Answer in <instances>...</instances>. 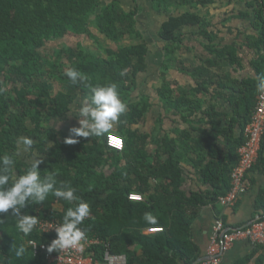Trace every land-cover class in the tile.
Segmentation results:
<instances>
[{"label":"trees","instance_id":"trees-1","mask_svg":"<svg viewBox=\"0 0 264 264\" xmlns=\"http://www.w3.org/2000/svg\"><path fill=\"white\" fill-rule=\"evenodd\" d=\"M120 1L0 0V156H13L17 175L26 172L33 157L43 158L39 165L41 176L54 173L57 185L69 183L76 195L90 205V215L81 225L87 237L107 242L112 254L126 257V264H194L199 255L187 237L190 227L201 208L215 206L218 198L229 190L230 174L238 161L237 149L244 142V129L259 95L257 77L264 75V0H255L253 27L257 36L248 43L249 48L262 54L252 63L255 77L238 82L232 89L229 106L233 117L224 129L214 121L220 115L213 105L209 106L205 116L210 120V131L203 132L202 139L184 135L182 154L177 153L173 139L159 136L161 130L156 135H140L133 129L143 120L149 104L144 99L129 103L126 94L136 86L148 48L138 40L136 25L140 10L126 12ZM152 2L159 4L166 0ZM184 27H197L199 35L207 41L206 52L214 57V61H207L209 67L223 59L238 65L235 49L214 45L213 35L208 32L209 24L195 13L170 17L162 24L159 37L167 45L166 62L174 53V46L181 42L176 33ZM91 29L111 42L128 39L134 44L115 50L103 47L104 56H95L78 45L73 55L65 45L66 39L86 36L97 43L99 39ZM47 42H54L67 53L70 68L83 73L87 84L117 85L120 98L127 105L126 112L116 122L124 143L122 151H109L106 136L79 138V142L72 145L64 143L69 132L54 127L53 123L64 120L76 98L86 95L88 88L83 83L71 84L62 69L60 52L54 56L45 52ZM5 70L13 72L12 80L1 79ZM207 75L208 82L198 83L193 89L194 95L205 93L207 87L213 85L224 90L206 68L200 67L191 74L201 79ZM50 79L60 83L64 92L52 96ZM158 94L165 111L169 112L172 108L170 83L164 82ZM216 98L224 99V96L217 93ZM20 137L33 140L29 151H23L17 144ZM219 143L225 149H220ZM185 159L209 190L199 193L183 190L184 174L180 164ZM263 159L264 136L255 167ZM132 194L141 196L142 200H129ZM70 206L73 205L49 194L44 202L27 205L23 211L37 216L38 220L60 224ZM257 208L264 212V194L258 198ZM146 213L155 216L157 223H147ZM258 220L264 221V217ZM150 229L161 231L148 233ZM29 242L39 247L45 245L46 250L34 253ZM48 245L49 236L35 228L24 235L16 227L14 217L0 214V264H48ZM20 247L25 251L18 257L15 253ZM260 249L264 247L254 246L244 262L250 261ZM102 250L101 246L93 247L86 254L101 260ZM256 264H264V255L257 258Z\"/></svg>","mask_w":264,"mask_h":264},{"label":"crops","instance_id":"crops-1","mask_svg":"<svg viewBox=\"0 0 264 264\" xmlns=\"http://www.w3.org/2000/svg\"><path fill=\"white\" fill-rule=\"evenodd\" d=\"M120 6L126 12L134 11L136 8L140 10L136 25L138 40L143 41L148 48L145 66L137 77L136 86L134 89H129L126 94L129 103L144 99L149 104L143 120L133 129H137L140 135L152 133L156 135L161 130L159 136L167 135L173 139L178 154H182L183 151L184 135L192 139H202L204 133L210 131V120L205 116L210 105H213L214 111L220 115L214 121L219 122V127L224 129L233 117L229 106V100L233 95L232 89L236 88L238 82L255 77L252 63L262 55L259 51L248 47L249 41L257 36V31L253 27L256 1L166 0L164 3L153 4L152 0H121ZM186 13H195L209 24L208 32L213 35V44L218 48L233 47L238 65H231L227 59H223L216 66L209 67L207 61H214V57L206 52L205 47L208 43L199 35L197 27H184L176 33L181 37V42L174 46V53L171 54L169 62H166L167 45L159 37L160 28L168 18ZM123 42L125 46L134 44L128 39H124ZM200 67L206 68L216 82L224 86V90L213 85L211 88L208 86V91L205 93L194 95L193 89L198 83L208 82L206 81L208 75L202 79L191 76L193 71ZM164 82L170 83L172 92V108L169 112L165 111L164 102L158 94ZM217 93L224 96V99L216 98ZM82 97L78 96L73 105L78 104ZM180 101H184V104L180 105ZM73 105L70 110L73 116L68 114L62 120L64 123L62 131L69 132L71 127L79 126L74 117L76 113ZM176 105L179 108H176ZM109 133L119 135L117 123ZM119 136L122 138L121 135ZM218 147L225 149L222 143H219ZM180 166L184 174L183 190L186 193H199L210 189L200 182L197 170L187 159ZM248 179L249 188L239 197L236 208L230 209L217 203L215 206L207 205L199 211L187 235L190 243L198 249L199 258L196 263L206 255L212 227L217 218L230 228H240L264 217V212L257 208V200L264 194V159L251 170ZM253 249L254 246L246 241L236 242L224 255L221 264H256L257 258L264 255L263 249H260L250 261L244 262Z\"/></svg>","mask_w":264,"mask_h":264},{"label":"clouds","instance_id":"clouds-1","mask_svg":"<svg viewBox=\"0 0 264 264\" xmlns=\"http://www.w3.org/2000/svg\"><path fill=\"white\" fill-rule=\"evenodd\" d=\"M65 75L72 85L83 83L88 88V93L78 101V104L73 105L76 113L74 117L79 126L69 129V135L64 143L72 145L78 143L79 138L105 137L127 110V105L120 98L117 85L87 84V77L75 68H69ZM257 80V91L264 95V75L257 77ZM17 144L22 146L23 151H29L33 140L20 137ZM42 162L43 158L33 157L26 172L17 175L13 156L7 154L0 156V214L14 217L19 231L29 235L39 220L37 216L25 214L23 210L27 205L44 202L51 194L73 206L66 209L62 222L54 227L56 238L47 246V251L51 253L75 249L82 253L87 232L81 225L90 215V205L76 195L75 188L69 183L61 182L57 185L54 173L42 177L39 169ZM77 201L79 202L74 203ZM144 220L149 224L157 223V218L151 213H146ZM24 251L25 249L20 247L15 254L19 257Z\"/></svg>","mask_w":264,"mask_h":264},{"label":"built area","instance_id":"built-area-1","mask_svg":"<svg viewBox=\"0 0 264 264\" xmlns=\"http://www.w3.org/2000/svg\"><path fill=\"white\" fill-rule=\"evenodd\" d=\"M261 2L262 0H256ZM244 142L237 149L238 161L230 174L229 190L225 195L218 198V204L230 209L236 208L239 197L249 188L248 174L256 166L261 150L262 138L264 136V95L259 93L255 108L250 117L249 123L244 129ZM106 146L115 151H122L124 147L120 136L108 133L105 137ZM129 200L139 202L142 200L139 195H129ZM59 225L54 221L39 220L35 229L42 235L49 236V244L56 238L54 227ZM161 229H150L148 233L160 232ZM246 241L253 246L264 247V221L255 220L246 227L230 228L217 218L212 227V235L204 259L196 264H221L224 255L236 242ZM84 251L81 253L75 249L53 251L46 254L48 264H126L124 255L112 254L107 242L98 238H90L83 242ZM34 253L39 249L46 250L45 245H37L29 242ZM102 247V258L98 260L93 256H87L86 252L93 247Z\"/></svg>","mask_w":264,"mask_h":264},{"label":"rangeland","instance_id":"rangeland-1","mask_svg":"<svg viewBox=\"0 0 264 264\" xmlns=\"http://www.w3.org/2000/svg\"><path fill=\"white\" fill-rule=\"evenodd\" d=\"M91 32L96 34L99 41L93 42L86 36H80V37H69L65 41V45L72 51L73 55L75 51L77 50L78 45H82L85 49H87L91 54L95 56H104L103 54V47L110 48V49H116L120 46H125L123 40L119 39L116 42H111L107 39H105L102 35H100L95 29H91ZM45 52L48 55H56L58 52H60V63L62 64V69L64 73L71 67V62L68 60L67 53L64 51L62 52L59 48V46L55 45L54 42H47L44 48ZM8 70V69H7ZM5 70L3 73H1V79L6 78L12 80L14 77V74L12 71ZM49 88L51 89L52 96H58L59 94L64 92V89L58 83L56 80L50 79ZM54 127H57L58 129H63V122L61 121H55L53 123Z\"/></svg>","mask_w":264,"mask_h":264},{"label":"water","instance_id":"water-1","mask_svg":"<svg viewBox=\"0 0 264 264\" xmlns=\"http://www.w3.org/2000/svg\"><path fill=\"white\" fill-rule=\"evenodd\" d=\"M204 259V258H203Z\"/></svg>","mask_w":264,"mask_h":264}]
</instances>
